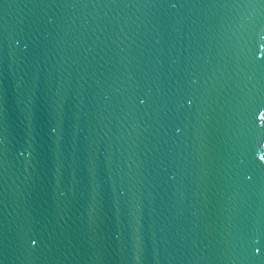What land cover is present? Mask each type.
Wrapping results in <instances>:
<instances>
[{
	"label": "water",
	"instance_id": "water-1",
	"mask_svg": "<svg viewBox=\"0 0 264 264\" xmlns=\"http://www.w3.org/2000/svg\"><path fill=\"white\" fill-rule=\"evenodd\" d=\"M264 0H0V264H264Z\"/></svg>",
	"mask_w": 264,
	"mask_h": 264
},
{
	"label": "snow or ice",
	"instance_id": "snow-or-ice-1",
	"mask_svg": "<svg viewBox=\"0 0 264 264\" xmlns=\"http://www.w3.org/2000/svg\"><path fill=\"white\" fill-rule=\"evenodd\" d=\"M262 159H264V157H262Z\"/></svg>",
	"mask_w": 264,
	"mask_h": 264
}]
</instances>
